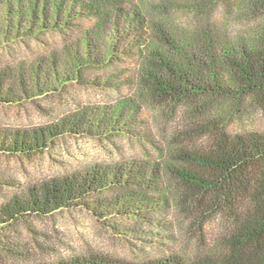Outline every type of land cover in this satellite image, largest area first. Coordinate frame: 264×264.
<instances>
[{
  "label": "trees",
  "instance_id": "trees-1",
  "mask_svg": "<svg viewBox=\"0 0 264 264\" xmlns=\"http://www.w3.org/2000/svg\"><path fill=\"white\" fill-rule=\"evenodd\" d=\"M37 1H28L26 14L30 25L40 21L41 29L60 31L76 16L98 14V36L82 37L67 62L71 71L52 73L50 79H77L86 65L103 61L101 38L108 54L132 56L135 97L151 111L160 141L149 172L95 167L5 193L0 252L21 255L6 241L18 222L73 207L89 209L87 199L110 184L152 181L155 175L176 218L180 251L136 263L88 253L41 264H264V0H87V8L76 0L65 6L48 0L51 15ZM122 4L124 21L115 20L104 36L102 22ZM11 5L5 3L6 13ZM14 13V35L33 33L22 30L19 5ZM218 13L221 23L213 20ZM11 36L9 29L0 33L4 42ZM22 93L0 79L1 104L21 101L27 95ZM69 125L0 128V153L41 152L58 135L80 129ZM5 185L13 184L0 178V192Z\"/></svg>",
  "mask_w": 264,
  "mask_h": 264
},
{
  "label": "rangeland",
  "instance_id": "rangeland-1",
  "mask_svg": "<svg viewBox=\"0 0 264 264\" xmlns=\"http://www.w3.org/2000/svg\"><path fill=\"white\" fill-rule=\"evenodd\" d=\"M28 1L0 0V33L9 29L13 34L5 42L0 38V79L19 95L22 90L27 92L17 103H0V128L29 129L64 123L80 129L58 135L41 152L18 156L0 153V178L13 184L2 188L0 200L10 191L95 167L115 171L125 165L149 172V159L161 132L149 108L135 97L132 56L108 54L103 40L96 39L101 54H107L103 61L86 65L77 79L72 75L63 82H54L50 74L60 76L71 71L67 62L76 45H81L82 37L100 33L96 29L98 14L94 10L70 19V29H41L40 21L31 25L28 22ZM8 2L12 4L11 12L6 13ZM37 2L46 6L45 14L51 15V2ZM65 3L69 4L67 0L60 2ZM76 4L87 8L88 1L76 0ZM18 5L23 13L22 30L26 33L31 29V34L14 35ZM126 10L122 4L105 17L104 36L115 20L124 21ZM213 20L222 22L219 13ZM150 179L110 184L87 199L89 209L73 207L18 222L6 241L21 255L1 250L0 264H41L88 253L136 263L180 251L176 218L163 201L164 185L155 175ZM215 227L214 223L209 226L208 243ZM190 249L188 244L186 252Z\"/></svg>",
  "mask_w": 264,
  "mask_h": 264
}]
</instances>
